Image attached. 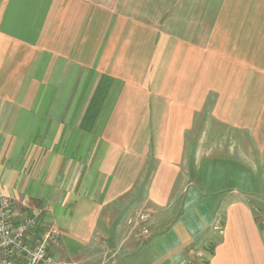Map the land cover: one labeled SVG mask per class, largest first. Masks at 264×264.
Segmentation results:
<instances>
[{"label": "crops", "instance_id": "0c3cea01", "mask_svg": "<svg viewBox=\"0 0 264 264\" xmlns=\"http://www.w3.org/2000/svg\"><path fill=\"white\" fill-rule=\"evenodd\" d=\"M208 160L264 185V0H0V192L58 229L55 254L158 264L212 194L206 264H264V194L213 186Z\"/></svg>", "mask_w": 264, "mask_h": 264}, {"label": "rangeland", "instance_id": "374dc122", "mask_svg": "<svg viewBox=\"0 0 264 264\" xmlns=\"http://www.w3.org/2000/svg\"><path fill=\"white\" fill-rule=\"evenodd\" d=\"M223 158L226 157L224 156ZM207 164L209 168V174H212V179H214V181H212L213 186L235 184V186L239 188V190L248 189L254 192L258 191L260 194H264L263 181H261L259 178H250V176L247 175L250 174V172L248 173V170H246V168L242 166V164L236 163L234 168H230L229 165L228 167H225V165L220 162L219 164H217L216 162L213 163L212 160H208ZM229 172L232 175L234 173V176L231 177ZM191 193L192 192L189 191V196ZM217 196L218 195L212 194L209 196H197V199L194 200V203H191V206H189L191 207V210L189 212H187L188 210L185 212H180L179 214L181 215L177 216L179 217L178 219H176L177 221H175L172 226L168 227V231H166V234H163L160 238H156V242L154 244L156 246L151 249V253L153 256L158 258V264H161L162 262H165L167 264H169L170 262H174V264H177V262L179 261L178 256H181L182 254H186V257L183 260L182 264L207 263V259L211 252L213 243L219 239V221L222 222V212L215 211L216 203L218 200ZM257 202L251 201L253 207L255 208L254 213L256 220L259 223L261 229L264 231V212L261 210L260 206H258ZM181 203L179 204V208L175 205L174 212H171L172 215L176 214V210L179 211L180 208H182ZM216 216L217 221L214 222ZM188 220L189 222H187ZM140 225L141 224L139 223V226ZM178 225H181L184 228L183 230V228L181 227L180 232L185 231V234L184 232L183 234H180L181 236L179 234H175L176 231H179L177 228ZM139 231L138 241H140V243H144L146 241L145 236L141 233L140 228ZM194 234L196 235L193 236ZM186 236L191 237L185 239ZM171 247H177V249H173L171 251ZM145 250L146 248L144 246L141 251L144 252Z\"/></svg>", "mask_w": 264, "mask_h": 264}, {"label": "built area", "instance_id": "2783aa9c", "mask_svg": "<svg viewBox=\"0 0 264 264\" xmlns=\"http://www.w3.org/2000/svg\"><path fill=\"white\" fill-rule=\"evenodd\" d=\"M22 205L29 207L25 200ZM12 213L10 197L0 192V264H78L52 251L51 247L60 243L59 231L53 225H40L39 208L18 220ZM148 219V212L139 213L138 222L143 235L148 234Z\"/></svg>", "mask_w": 264, "mask_h": 264}]
</instances>
